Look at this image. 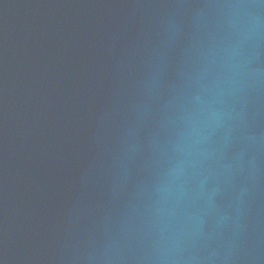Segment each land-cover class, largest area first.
<instances>
[{"label":"water","instance_id":"1","mask_svg":"<svg viewBox=\"0 0 264 264\" xmlns=\"http://www.w3.org/2000/svg\"><path fill=\"white\" fill-rule=\"evenodd\" d=\"M0 264H264V0H0Z\"/></svg>","mask_w":264,"mask_h":264}]
</instances>
